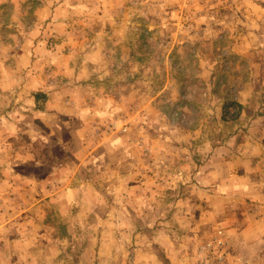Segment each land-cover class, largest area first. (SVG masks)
I'll use <instances>...</instances> for the list:
<instances>
[{"label":"rangeland","instance_id":"1","mask_svg":"<svg viewBox=\"0 0 264 264\" xmlns=\"http://www.w3.org/2000/svg\"><path fill=\"white\" fill-rule=\"evenodd\" d=\"M209 1L0 0V264H264V21ZM67 88L118 148L57 143Z\"/></svg>","mask_w":264,"mask_h":264},{"label":"crops","instance_id":"2","mask_svg":"<svg viewBox=\"0 0 264 264\" xmlns=\"http://www.w3.org/2000/svg\"><path fill=\"white\" fill-rule=\"evenodd\" d=\"M209 2H214L216 4H230V0H211ZM234 5L238 6L239 3L251 5L252 11H259V16H254V14L248 10H240L237 8V12L231 7L228 8L222 7L225 9L224 13L228 17L229 14L236 17L245 15V19L249 21H264V0H233ZM232 6V8H233ZM227 10V11H226ZM76 86V85H74ZM74 89H62V91H52L51 93H46L47 96V110L44 111L42 114L41 119H43L45 123V118H49L50 127L53 129L54 133H57L59 138H57V143L63 145H71L73 146L74 143L77 144V147L74 148L76 155L79 153L83 157H78V160L82 163L89 155V146H88V138L90 137L92 140V144L97 143V145L103 146L104 151L107 149H116L119 146H111L112 142H109L110 134L113 133H101L97 135L98 138H95L93 134L99 132L100 126H106V122H103L102 116L100 115L101 105L98 103V98L92 94L93 92H81L79 95L73 94ZM79 97L83 98L82 103H78ZM38 96L35 95V99ZM99 106V108H97ZM146 108V107H145ZM134 112L131 113V117L129 119H125L127 123H131L133 126V119H138V114L142 110V107L137 105H133L131 108ZM39 117V116H36ZM132 121V122H131ZM48 125V126H49ZM136 127V126H135ZM141 130L143 127H141ZM52 131V130H51ZM65 139V140H64ZM98 139V140H97ZM144 144V145H143ZM144 146V147H143ZM143 147V149H142ZM142 150H149V147L143 142L142 143ZM83 149H86L85 151ZM261 191V190H259ZM263 196V195H262ZM262 196H257L259 199L257 201H261L263 198ZM255 200V201H256Z\"/></svg>","mask_w":264,"mask_h":264},{"label":"trees","instance_id":"3","mask_svg":"<svg viewBox=\"0 0 264 264\" xmlns=\"http://www.w3.org/2000/svg\"><path fill=\"white\" fill-rule=\"evenodd\" d=\"M241 105L235 101L227 102L222 111V120L225 122L236 120L241 111ZM232 109V112H230Z\"/></svg>","mask_w":264,"mask_h":264},{"label":"built area","instance_id":"4","mask_svg":"<svg viewBox=\"0 0 264 264\" xmlns=\"http://www.w3.org/2000/svg\"><path fill=\"white\" fill-rule=\"evenodd\" d=\"M218 243L220 244L221 242L219 241Z\"/></svg>","mask_w":264,"mask_h":264}]
</instances>
